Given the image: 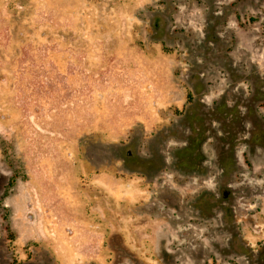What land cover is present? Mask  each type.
<instances>
[{
	"label": "rangeland",
	"instance_id": "1",
	"mask_svg": "<svg viewBox=\"0 0 264 264\" xmlns=\"http://www.w3.org/2000/svg\"><path fill=\"white\" fill-rule=\"evenodd\" d=\"M0 264H264V0H0Z\"/></svg>",
	"mask_w": 264,
	"mask_h": 264
},
{
	"label": "crops",
	"instance_id": "2",
	"mask_svg": "<svg viewBox=\"0 0 264 264\" xmlns=\"http://www.w3.org/2000/svg\"><path fill=\"white\" fill-rule=\"evenodd\" d=\"M132 191H133V189L130 188L129 190L126 189V190L120 192L118 194L119 199H130V200H133L134 199V193ZM114 195L117 196V193H114ZM122 212L129 214V213H132L133 210L132 209H129V208H126V209H122ZM94 227H96V226L93 225L92 226V229ZM117 230H120L121 232L125 233V239L126 240H129V239H133L134 238V235L133 234H130V233H134V222L133 223H130V224H128V223H122V226L119 227V229H117ZM78 231H81V230L79 229ZM85 231H92V230H88L87 229ZM99 232H101V231H99ZM126 240H124V241H126Z\"/></svg>",
	"mask_w": 264,
	"mask_h": 264
}]
</instances>
